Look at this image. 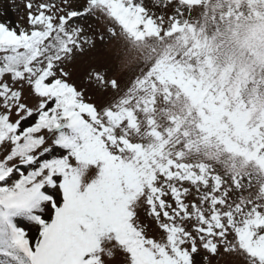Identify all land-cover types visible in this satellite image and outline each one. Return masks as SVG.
I'll list each match as a JSON object with an SVG mask.
<instances>
[{
    "label": "snow or ice",
    "instance_id": "1",
    "mask_svg": "<svg viewBox=\"0 0 264 264\" xmlns=\"http://www.w3.org/2000/svg\"><path fill=\"white\" fill-rule=\"evenodd\" d=\"M25 6L27 26L0 22V264H264V189L246 196L239 178L182 162L158 136L133 142L138 126L121 101L97 108L71 82L66 65L90 43L76 21L123 11L125 0ZM262 7L252 15L264 22ZM258 35L234 79L232 68L216 79L211 57L210 72L188 79L215 127L202 130L264 161V93L249 87L264 71V23Z\"/></svg>",
    "mask_w": 264,
    "mask_h": 264
},
{
    "label": "rangeland",
    "instance_id": "2",
    "mask_svg": "<svg viewBox=\"0 0 264 264\" xmlns=\"http://www.w3.org/2000/svg\"><path fill=\"white\" fill-rule=\"evenodd\" d=\"M27 2L0 0V22L27 26ZM255 3L125 0L131 12L114 6L111 14L78 19L76 23L84 25L90 43L84 45V54L75 55L66 65L70 80L84 92L85 101L97 108L121 101L138 126L131 133L133 142L152 143L158 136L167 141L166 152L174 157L183 153L182 162L214 169L228 184L239 178L244 195L255 199L264 189V167H258L264 161L255 159L254 154L248 158L233 155L215 135L202 130V125L213 131L215 127L208 115H201L208 109L203 107L199 85L188 79L200 80L201 68L211 71L206 64L209 57L217 69L216 79L229 68V75L235 78L239 60L252 55L245 45L253 37L256 40L252 42L258 43L260 24L264 23L252 15ZM74 4L82 8L85 0H74ZM253 75L258 83L249 87H259L264 93V83H259L264 71L257 66ZM145 227L153 237L160 236L155 224L146 221ZM120 259L114 264H120Z\"/></svg>",
    "mask_w": 264,
    "mask_h": 264
}]
</instances>
